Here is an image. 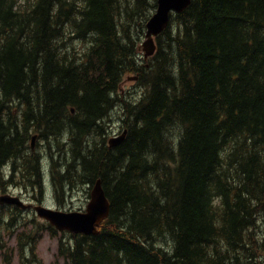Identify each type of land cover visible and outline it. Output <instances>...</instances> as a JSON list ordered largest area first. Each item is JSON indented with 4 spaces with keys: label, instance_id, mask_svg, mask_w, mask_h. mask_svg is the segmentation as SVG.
Returning <instances> with one entry per match:
<instances>
[{
    "label": "trees",
    "instance_id": "16d2710c",
    "mask_svg": "<svg viewBox=\"0 0 264 264\" xmlns=\"http://www.w3.org/2000/svg\"><path fill=\"white\" fill-rule=\"evenodd\" d=\"M156 9L0 0V185L21 175L44 195L38 135L59 203L98 179L111 203L98 235L62 233L63 264H264V0H192L145 60ZM128 75L144 88L133 101ZM118 107L128 133L110 148Z\"/></svg>",
    "mask_w": 264,
    "mask_h": 264
},
{
    "label": "rangeland",
    "instance_id": "374dc122",
    "mask_svg": "<svg viewBox=\"0 0 264 264\" xmlns=\"http://www.w3.org/2000/svg\"><path fill=\"white\" fill-rule=\"evenodd\" d=\"M156 2H158V0H156ZM144 40L145 35L141 42L143 43ZM80 45L82 46V44ZM140 53L142 55L144 54L142 50H140ZM134 76L136 75L126 76L125 82L122 85L121 95L125 100H136V98L142 97L144 93V88L140 85L138 79H129ZM121 116L119 107L109 116L107 120V143H109L112 138L120 136L126 129ZM29 147L30 153L36 154L40 158L45 179L44 195L42 196L39 189L35 190L33 188H28L30 184L28 185L26 180H22L21 175H17V179L14 182L8 184L4 183V187L0 185V197L11 194L19 197L27 204H34V206L44 205L64 212L85 211L91 199L93 185L87 184L78 186L75 191L70 192L69 195L66 196L67 198L64 203H59L52 181V160L50 157L49 143L37 139L34 148H32L31 139ZM56 161L61 163L57 158ZM10 171L11 165L4 170L6 180H9ZM22 212L19 213L15 211V208L12 206H0V215L3 218V221L0 223V264H5L3 259L4 256L12 258L11 264H21L20 257L21 255L23 256V252L25 257L33 258V255L29 252L28 256L25 255V250H31L32 248H34L37 259V262L33 264H63L62 259L59 257L62 233L58 231L57 233H53L48 227L49 224L37 216L35 209L25 213ZM261 224L264 228V222ZM22 234L31 235L32 238H34V242L31 245L24 246L23 249H21L18 242L19 235L21 236ZM69 236L70 234L66 233L65 238L67 239ZM27 240V237L24 236L23 243H27ZM22 250L24 251L22 252Z\"/></svg>",
    "mask_w": 264,
    "mask_h": 264
},
{
    "label": "water",
    "instance_id": "95a60500",
    "mask_svg": "<svg viewBox=\"0 0 264 264\" xmlns=\"http://www.w3.org/2000/svg\"><path fill=\"white\" fill-rule=\"evenodd\" d=\"M192 3V0H158L157 10L146 25L145 41L140 46L144 52V58L155 55L157 51L156 40L170 25L174 14L183 13ZM131 77L130 80H137ZM128 130L120 136L109 141V147L120 145L126 138ZM38 136L32 138V148ZM0 204L15 205L21 209H28L23 200L10 195L0 197ZM38 217L47 221L53 228L60 232H69L74 235L95 236L100 233V228L110 216L111 203L106 195L101 179L96 180L91 192V199L85 211L64 212L45 207L43 205L35 208Z\"/></svg>",
    "mask_w": 264,
    "mask_h": 264
},
{
    "label": "flooded vegetation",
    "instance_id": "af4514ba",
    "mask_svg": "<svg viewBox=\"0 0 264 264\" xmlns=\"http://www.w3.org/2000/svg\"><path fill=\"white\" fill-rule=\"evenodd\" d=\"M6 206H7V205H6ZM12 207L15 208L14 206H12ZM34 209H35V206H34V204H32L31 207H30L28 210H22V209H21V210L19 211V213H21L22 211H23L22 213H25V212H27V211H33Z\"/></svg>",
    "mask_w": 264,
    "mask_h": 264
},
{
    "label": "bare ground",
    "instance_id": "6f19581e",
    "mask_svg": "<svg viewBox=\"0 0 264 264\" xmlns=\"http://www.w3.org/2000/svg\"><path fill=\"white\" fill-rule=\"evenodd\" d=\"M125 130H127V129H125ZM125 130H124V131H125ZM8 195H10V196H12V197H17V196L11 195V194H8ZM2 197H3V196H2ZM17 198H19V197H17ZM15 207H16V206H15Z\"/></svg>",
    "mask_w": 264,
    "mask_h": 264
}]
</instances>
